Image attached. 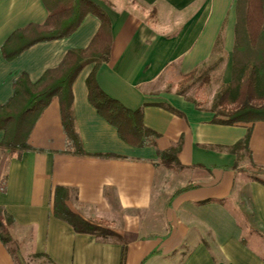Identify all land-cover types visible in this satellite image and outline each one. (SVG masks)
Instances as JSON below:
<instances>
[{
	"label": "crops",
	"instance_id": "1",
	"mask_svg": "<svg viewBox=\"0 0 264 264\" xmlns=\"http://www.w3.org/2000/svg\"><path fill=\"white\" fill-rule=\"evenodd\" d=\"M88 1L109 19L103 34L102 22L88 14L70 37L8 59L5 43L45 24L49 11L43 0H0V104L11 101L22 75L36 84L72 52L88 51L95 60L72 86L83 155L67 148L58 98L33 129L31 150L0 148V221L11 247L19 244L13 258L0 239V264H264V176L250 172L264 171V122L221 125L215 110L159 88L168 74L188 75L210 62L219 40L227 54L224 81L231 82L237 0ZM93 72L106 95L142 111L145 127L159 135L155 147L125 142L99 114L87 87ZM249 134L248 150L234 152ZM4 137L0 130V145ZM173 148L176 162L167 165L158 153ZM58 187L73 191L69 210L125 244L76 233L56 217Z\"/></svg>",
	"mask_w": 264,
	"mask_h": 264
},
{
	"label": "trees",
	"instance_id": "2",
	"mask_svg": "<svg viewBox=\"0 0 264 264\" xmlns=\"http://www.w3.org/2000/svg\"><path fill=\"white\" fill-rule=\"evenodd\" d=\"M43 2L49 11L47 22L43 25H31L14 33L3 46V53L8 59L19 56L38 43L70 37L88 14L95 15L102 22V34L109 27L106 13L88 0ZM222 44L223 41L219 40L217 48L224 52ZM92 62L95 60L88 51L72 52L59 68L47 72L36 84L31 83L27 75L17 79L11 101L0 104V130L5 133L0 148L18 155L31 150L29 140L33 129L52 101L58 98L67 135V148L70 152L83 155L85 152L72 116V86L81 71ZM96 63L98 68L100 61ZM197 71L183 75L182 78L191 82ZM87 87L91 104L105 120L117 128L125 142L138 148L156 146L159 135L145 127L142 111L132 112L106 95L97 84L96 72L88 78ZM217 105L214 112L218 124L235 126L264 122V0H237L232 80L222 88ZM249 139L250 134L233 147V151H247ZM177 151V148H173L167 153L159 152L158 155L160 160L169 165L170 162H176L174 158ZM261 182L264 183L262 180ZM72 196L73 191L69 188L56 189V217L71 225L76 233L125 244L117 233L90 223L69 210L67 202ZM0 239L15 258L16 252L11 247L12 237L2 221Z\"/></svg>",
	"mask_w": 264,
	"mask_h": 264
},
{
	"label": "rangeland",
	"instance_id": "3",
	"mask_svg": "<svg viewBox=\"0 0 264 264\" xmlns=\"http://www.w3.org/2000/svg\"><path fill=\"white\" fill-rule=\"evenodd\" d=\"M132 2V1H131ZM133 4H136L134 1ZM136 6V5H134ZM138 14L144 15L145 8H138ZM143 17V16H142ZM227 54L221 51V48L215 50V54L210 62L198 69L196 77L191 82H186L182 76L175 73L168 74L165 79L160 82L159 88L162 90H178L191 99H195L199 106L203 108L216 110L218 108V99L222 88L226 85L224 81V72L226 68ZM169 82V83H168ZM176 167V164L174 165ZM251 174L264 176V171L250 170ZM250 213V211L248 210ZM235 216L242 222L245 220V215L241 209L234 210ZM248 213V215H250ZM253 221V218L250 217ZM255 227L258 228L256 223ZM18 243L12 244V249L16 250ZM16 252V251H15ZM30 264H48L44 260L31 259Z\"/></svg>",
	"mask_w": 264,
	"mask_h": 264
}]
</instances>
